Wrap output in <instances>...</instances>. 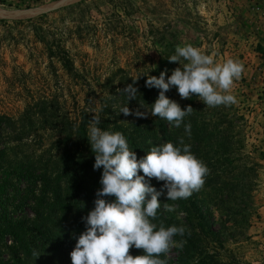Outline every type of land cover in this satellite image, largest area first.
<instances>
[{
  "label": "rangeland",
  "instance_id": "1",
  "mask_svg": "<svg viewBox=\"0 0 264 264\" xmlns=\"http://www.w3.org/2000/svg\"><path fill=\"white\" fill-rule=\"evenodd\" d=\"M186 44L220 64L238 60L245 71L231 89L234 105L209 108L197 96L185 102L175 87L166 93L182 108L191 105L190 115L205 124L206 141L197 144L184 130L174 138L179 146L183 137L210 173L190 198L167 200L165 190L158 215L185 228L197 247L191 260L207 255L208 264H264V0H0V213L12 221L33 215V200L23 194L28 181L7 167L15 161L12 150L55 156L62 147L56 129L77 120L81 109L111 113L108 129L144 127L150 113H121L127 106L149 111L130 102L124 87L159 77L154 68L170 76L180 65L167 58ZM151 94L158 97L159 90ZM26 111L32 125L25 123L27 132L17 139ZM148 141L149 151L164 144ZM150 183L158 191L163 186ZM164 203L175 211H165ZM13 246L9 235H0V264H18ZM178 252L173 247L162 258L176 264Z\"/></svg>",
  "mask_w": 264,
  "mask_h": 264
},
{
  "label": "clouds",
  "instance_id": "2",
  "mask_svg": "<svg viewBox=\"0 0 264 264\" xmlns=\"http://www.w3.org/2000/svg\"><path fill=\"white\" fill-rule=\"evenodd\" d=\"M180 66L167 76V69L157 76H148L145 86L156 88L159 95L151 104L150 111L135 112L124 107L125 116L135 115L166 119L179 128L184 118L193 111L191 105L184 108L166 96L175 87L181 99L197 96L206 107L230 106L238 103L231 94L234 81L241 78L244 65L238 60L228 59L217 63L213 55L203 53L199 48L186 44L177 46L175 54L167 58ZM186 61V63H181ZM167 77V78H166ZM135 81L124 87L129 101L135 100L138 88ZM98 117L88 130V142L95 155L94 170L102 168L100 184L94 208L82 219L86 230L82 232L71 251L72 264H167L165 258L173 247L182 248L185 240L177 242L175 236H183L185 228L175 225H157L159 197L165 194L167 200L190 198L201 190L210 169L191 152V145L183 137L179 146L172 142L153 146L147 155L139 158L130 150L123 133L101 130ZM184 131L191 136V124H184ZM143 173L141 175L140 173ZM163 182L158 191L150 181ZM106 197H114L109 201ZM167 212L175 211L173 204L164 203ZM141 249L143 255L133 256L130 249ZM33 256L39 254L33 252Z\"/></svg>",
  "mask_w": 264,
  "mask_h": 264
},
{
  "label": "trees",
  "instance_id": "3",
  "mask_svg": "<svg viewBox=\"0 0 264 264\" xmlns=\"http://www.w3.org/2000/svg\"><path fill=\"white\" fill-rule=\"evenodd\" d=\"M62 62L66 69L71 68L68 59H62ZM155 70L156 68L152 70L153 74L159 76L160 74ZM145 82L141 79L136 80L135 86L138 88V93L135 100L130 102L149 108L150 111L152 101L157 97L151 98L154 88L146 87ZM132 83L133 81H129L127 85ZM194 96L184 101H191ZM102 111L107 113V116L104 117L100 113L92 115L87 110L81 109L77 120L66 119L63 127L56 129L62 134L61 139L57 141L62 147L61 149L56 148L55 156H47V150L42 155L32 158L24 150H21V153L12 150L15 161L7 167L11 168V172L17 171V177L28 181V187L24 189L23 194L33 200L31 205L33 215L29 219L12 221L4 209H1L0 213V235L7 234L11 237L14 243L13 248L18 253L16 258L18 264H72L70 253L75 248L79 235L86 230V223L82 218L94 208L97 190L102 187L99 182L102 168L93 169L95 155L87 139L94 117L99 118L100 123L97 126L101 130L123 133L130 150L136 152L138 159L144 157L145 150L149 151L148 147L151 146L149 139H156L164 144L172 142L176 145L174 137L175 135L177 137L179 130H184V124L187 123L191 124V136L187 134L185 136L195 140L197 144L207 140V136H203L201 132L205 124L191 115L184 118L179 128L166 119L151 115L144 127L116 126L114 129H108V126L112 124L111 113L105 110L100 112ZM18 121L22 128L17 133V139H21L22 135L27 132L24 124L31 126L32 122L27 111ZM4 151L5 148L0 149V156H3ZM36 188L37 191H34ZM0 198H2L1 193ZM106 199L111 201L114 197H106ZM18 201L21 204L23 199L18 198ZM16 206H18L17 203ZM179 206H183L182 202ZM193 210L199 217H202L197 209ZM157 216L159 224L163 223L165 227L174 225L169 219L161 215ZM200 222L201 220L197 219L196 223L200 224ZM174 239L177 242L186 241L182 248L178 247L179 252L175 257L176 264H208L209 256L207 255H198L191 260L194 256L191 251L197 250V247L188 235L175 236ZM33 252L38 253L39 257L33 256ZM130 254L136 256L144 253L141 249L133 247L130 249ZM167 264H169L168 261Z\"/></svg>",
  "mask_w": 264,
  "mask_h": 264
}]
</instances>
